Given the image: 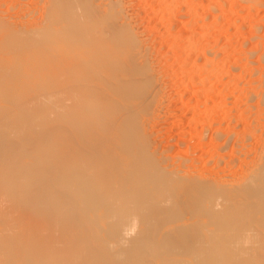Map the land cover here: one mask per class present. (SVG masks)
Masks as SVG:
<instances>
[{
	"label": "bare ground",
	"instance_id": "1",
	"mask_svg": "<svg viewBox=\"0 0 264 264\" xmlns=\"http://www.w3.org/2000/svg\"><path fill=\"white\" fill-rule=\"evenodd\" d=\"M120 9L117 0H44L39 18L21 26L0 12V98L64 104L69 117L67 177L56 168L66 177V193L55 195L44 217L59 231L84 229L92 250L77 257L65 249L45 248L41 252H50L40 257L29 250L21 260L141 264L156 253L165 264L264 261V137L251 163L241 161L248 165L238 176L199 174L169 161L143 114L147 67H137V39L121 23ZM18 86L53 92L4 93ZM224 133L212 134L228 140ZM1 166L0 200H12L15 192L24 197L23 183ZM103 229L115 234L110 249L96 235Z\"/></svg>",
	"mask_w": 264,
	"mask_h": 264
},
{
	"label": "rangeland",
	"instance_id": "2",
	"mask_svg": "<svg viewBox=\"0 0 264 264\" xmlns=\"http://www.w3.org/2000/svg\"><path fill=\"white\" fill-rule=\"evenodd\" d=\"M117 2L121 23L128 24L137 39V67H147L141 97L149 104L143 114L157 130L153 136L165 156L178 160L183 170L241 175L248 165L242 167L241 161L251 163L264 137V0ZM43 7L44 0H0V12L13 26L36 21ZM14 88L4 93L53 92ZM34 103L0 98V140L7 141L0 157V188L5 164L13 171V182L23 183L18 191H24V197L15 192L12 200H0V264H24L21 259L29 250L39 257L50 252H41L45 248L65 249L76 257L92 252L84 229L59 231L55 220L44 217L55 195L66 193L69 117L64 104ZM217 129L230 133L229 139L213 136ZM62 204V218L68 220L71 210L67 202ZM96 235L109 249L115 244L114 233L103 229ZM141 264L165 263L151 253Z\"/></svg>",
	"mask_w": 264,
	"mask_h": 264
}]
</instances>
